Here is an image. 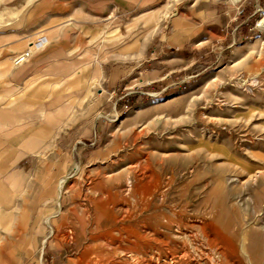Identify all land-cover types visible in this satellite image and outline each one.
Here are the masks:
<instances>
[{
	"label": "rangeland",
	"instance_id": "rangeland-1",
	"mask_svg": "<svg viewBox=\"0 0 264 264\" xmlns=\"http://www.w3.org/2000/svg\"><path fill=\"white\" fill-rule=\"evenodd\" d=\"M111 1L113 56L18 107L0 264H264V0Z\"/></svg>",
	"mask_w": 264,
	"mask_h": 264
},
{
	"label": "crops",
	"instance_id": "crops-1",
	"mask_svg": "<svg viewBox=\"0 0 264 264\" xmlns=\"http://www.w3.org/2000/svg\"><path fill=\"white\" fill-rule=\"evenodd\" d=\"M111 0H0V167L4 155L30 153L35 135L18 107L39 106L30 97L37 85L59 89L71 76L92 73V60L79 59L95 52L94 58L114 54L109 38L99 50L100 36L113 28L109 20ZM110 6H113L112 4ZM29 49L30 57L14 64L12 57ZM60 86V87H59ZM30 118V120H29ZM21 119V120H20ZM22 121L26 125L20 127ZM12 162L7 159L6 164ZM1 179V176H0Z\"/></svg>",
	"mask_w": 264,
	"mask_h": 264
},
{
	"label": "built area",
	"instance_id": "built-area-1",
	"mask_svg": "<svg viewBox=\"0 0 264 264\" xmlns=\"http://www.w3.org/2000/svg\"><path fill=\"white\" fill-rule=\"evenodd\" d=\"M29 57H30V50L26 49V50H23V51L15 54L12 57V62L14 64H20V63L25 62Z\"/></svg>",
	"mask_w": 264,
	"mask_h": 264
},
{
	"label": "bare ground",
	"instance_id": "bare-ground-1",
	"mask_svg": "<svg viewBox=\"0 0 264 264\" xmlns=\"http://www.w3.org/2000/svg\"><path fill=\"white\" fill-rule=\"evenodd\" d=\"M250 179V178H249Z\"/></svg>",
	"mask_w": 264,
	"mask_h": 264
}]
</instances>
